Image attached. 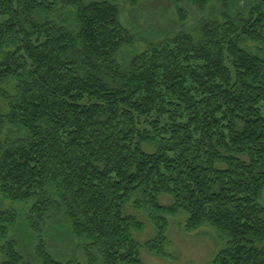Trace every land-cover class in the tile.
<instances>
[{
	"label": "trees",
	"instance_id": "1",
	"mask_svg": "<svg viewBox=\"0 0 264 264\" xmlns=\"http://www.w3.org/2000/svg\"><path fill=\"white\" fill-rule=\"evenodd\" d=\"M174 2L195 22L139 51L115 0H0V264H33L15 227L36 264H144L179 213L210 264H264V0Z\"/></svg>",
	"mask_w": 264,
	"mask_h": 264
},
{
	"label": "rangeland",
	"instance_id": "2",
	"mask_svg": "<svg viewBox=\"0 0 264 264\" xmlns=\"http://www.w3.org/2000/svg\"><path fill=\"white\" fill-rule=\"evenodd\" d=\"M115 1L121 9L122 19L126 23V26L130 31H134L135 37L138 39L134 47L139 51L145 48L144 41L149 39V37H153L152 41L156 42L161 41L165 37L163 34L156 33L153 29L149 28L152 21L156 23L159 30H165L167 35H170L179 29H189L199 15H197L198 12L194 7L183 3L178 7L183 8L187 12L188 17L185 24H180L176 14V4L174 0H140L138 6L132 5L131 0ZM154 33L156 34L154 35ZM143 148L147 152H152L154 150L148 145H144ZM0 199V211L12 208L18 209L21 207L20 204H12L6 201L2 196H0ZM159 201L161 204L168 205L171 203V198L168 195H160ZM259 203L264 207V189L259 198ZM28 210L29 206L24 205L21 212L22 214H27ZM125 212L136 216V218L142 222L143 229L139 232L133 231L132 235L135 241L141 245L144 244L154 234V227L148 218V211H137L132 207L131 203H127ZM165 216L168 222L166 232L167 242L164 245L166 256H158L141 247L139 254L144 264H210L215 254L224 246V240L210 225L203 224L198 229L187 232L184 230L186 217L183 213ZM15 229V239L19 243L22 254H26L29 261L36 264V260L31 256L32 248H28L29 246L26 242L27 237H21V231L17 232V227H15L14 230ZM52 233H55L58 237L57 244H61L54 247L56 241L49 239H47V241L51 249L60 254L64 251V243L62 241L66 233L64 229L56 226L53 227ZM2 243L3 241L0 240V245ZM65 247L67 249L70 248L68 243ZM79 257L81 261L85 260L82 254H79Z\"/></svg>",
	"mask_w": 264,
	"mask_h": 264
}]
</instances>
